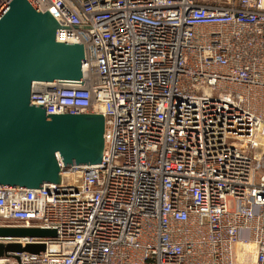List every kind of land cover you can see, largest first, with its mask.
Wrapping results in <instances>:
<instances>
[{"label":"built area","instance_id":"2783aa9c","mask_svg":"<svg viewBox=\"0 0 264 264\" xmlns=\"http://www.w3.org/2000/svg\"><path fill=\"white\" fill-rule=\"evenodd\" d=\"M32 1L94 28H57L83 84L34 81L31 102L103 114L105 149L61 164L72 181L0 187V226L56 230L0 239L46 246L0 264H235L238 241L264 264V0Z\"/></svg>","mask_w":264,"mask_h":264},{"label":"water","instance_id":"95a60500","mask_svg":"<svg viewBox=\"0 0 264 264\" xmlns=\"http://www.w3.org/2000/svg\"><path fill=\"white\" fill-rule=\"evenodd\" d=\"M60 25L32 0H11L0 13V187L43 188L62 181V166L102 162L105 118L100 113L46 112L31 102L34 81L83 84L82 43L58 42ZM55 229L0 226V239L55 236ZM45 244L0 242V256L39 253ZM19 259V256H15Z\"/></svg>","mask_w":264,"mask_h":264},{"label":"rangeland","instance_id":"374dc122","mask_svg":"<svg viewBox=\"0 0 264 264\" xmlns=\"http://www.w3.org/2000/svg\"><path fill=\"white\" fill-rule=\"evenodd\" d=\"M201 2L217 3L225 5L228 0H200ZM65 172L73 173V171L67 169ZM245 243L238 241L234 247L235 264H251L252 254L245 246Z\"/></svg>","mask_w":264,"mask_h":264},{"label":"crops","instance_id":"0c3cea01","mask_svg":"<svg viewBox=\"0 0 264 264\" xmlns=\"http://www.w3.org/2000/svg\"><path fill=\"white\" fill-rule=\"evenodd\" d=\"M242 242V241H240ZM244 243V242H243ZM244 246L250 250L252 254L251 264H255L257 258V246L254 243H245Z\"/></svg>","mask_w":264,"mask_h":264},{"label":"bare ground","instance_id":"6f19581e","mask_svg":"<svg viewBox=\"0 0 264 264\" xmlns=\"http://www.w3.org/2000/svg\"><path fill=\"white\" fill-rule=\"evenodd\" d=\"M71 178H72V175H70V173L62 172V180L64 182L72 181Z\"/></svg>","mask_w":264,"mask_h":264}]
</instances>
